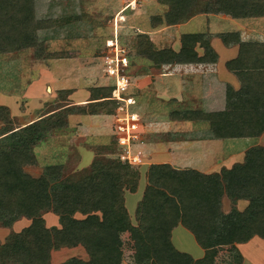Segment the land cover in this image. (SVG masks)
Segmentation results:
<instances>
[{"label":"trees","instance_id":"obj_1","mask_svg":"<svg viewBox=\"0 0 264 264\" xmlns=\"http://www.w3.org/2000/svg\"><path fill=\"white\" fill-rule=\"evenodd\" d=\"M255 1L158 0L166 12L154 17L153 25L176 26L200 14L245 18L257 8ZM35 2L0 0V54L36 48L37 33L50 28L35 17ZM213 38L228 48L238 47V56L226 63V69L240 88L227 87L223 112L172 116L205 119L219 138H258L264 134V42L245 41L240 32L198 33L182 35L179 50H157L150 35L141 33L134 49L137 59L157 70L180 65L215 68L219 56ZM112 92L113 87L91 88L88 104H66L18 128L12 125L9 110L0 106V228L11 230L22 220L30 222L25 231L0 243V264H51L54 251L77 246L89 259L72 258L61 264H123L125 245L133 252L131 264H219L225 249L231 259L220 264H244L238 245L256 237L264 241V146L249 149L244 161L232 168L208 175L168 163L150 165L135 223L125 194L138 191L140 172L120 158H106L109 149L98 152L97 166L86 175L66 176L62 165L47 166L37 178L25 171L37 162L35 148L52 131L66 128L70 116L114 115L117 104L111 100ZM70 94L63 90L58 98L63 95L67 100ZM225 196L232 203L229 213L222 207ZM240 201L248 203L243 211L237 208ZM78 211L83 218L75 217ZM48 212L60 217L61 228H47L43 215ZM179 225L205 251L203 259L194 260L176 249L171 232ZM124 234H129V243L120 240Z\"/></svg>","mask_w":264,"mask_h":264},{"label":"rangeland","instance_id":"obj_2","mask_svg":"<svg viewBox=\"0 0 264 264\" xmlns=\"http://www.w3.org/2000/svg\"><path fill=\"white\" fill-rule=\"evenodd\" d=\"M34 4L35 17L50 25V28L37 33L36 48L24 49L14 53L0 54V104L7 105V107H9L8 104L10 105L8 110L12 119L11 122L12 125L17 128L25 126L41 115L70 102L63 97V95L66 96V94L63 93L59 98H56L55 100L53 99L52 101L50 100L45 105L39 104L42 108L40 107L33 110L34 108L29 107L30 105L25 106V104H23L19 108L14 107L11 109L10 103L15 101V97L20 96L25 98L22 95L28 91L27 93L30 92V94L27 95V97L30 99H36L37 97L33 93L32 88L41 84L43 81H48L46 84L49 83L50 85L52 77L57 79V83L54 85L55 91L59 90L60 92L61 89L72 88V85H74L71 82L73 76L71 75L72 68L73 66L77 67L76 61L73 59L79 61L77 71L80 77H83L82 75H84L87 66L94 68L99 74L102 73L105 76V71L103 72V57L109 54V48H107V45H113L114 39H118L117 41L119 42V45L126 50L129 57L128 60L134 61L133 65H130L129 62L127 72L133 80L132 83H135V77L137 78V76L145 75L141 74L143 72L158 77L171 72L172 69L169 67H163L157 70L151 68V64L147 61L137 59L134 49L135 38L141 33L151 32V35H154L152 41H154V46L157 50L174 48L176 45L178 46L179 35L183 32L198 34L194 32L203 29L204 34H210L208 23L204 24L203 27H200L198 22L191 23L188 28L187 26L184 28H177V32L170 29L155 33L161 28L166 27L165 25H162L154 28L153 25L156 23L153 18L157 16L162 17L166 12V8L160 6L158 0H140L133 9L127 8L130 5L127 0H36ZM255 5H257V8L249 10L250 13L245 18H234L225 15L231 17L229 19L235 23L232 22L235 28L239 27L240 29H243L244 32L248 33V35H246V38H249L248 41L254 40L264 42V6L260 7L264 5V0L255 1ZM206 15L207 14H200L193 16V18L203 16L207 19L208 16L213 14ZM176 33H178V37H175ZM254 33H257L256 35L259 36V40L256 39V36L253 38L249 35ZM163 36H165L164 39L162 38ZM53 56H57L59 59H53ZM205 67L206 66H203V68ZM187 73H197V71L189 69ZM172 74L182 77L181 75L183 73H179V70H176ZM86 77L87 76L83 77V79L87 80ZM152 79L153 77L146 79L141 86H153L154 82ZM112 83V81L100 83L99 81L91 80V82L83 83L85 86H82L81 84L80 87L86 89L89 87L95 88V86L112 87ZM49 91L53 93L52 88H50ZM176 108V104H171L172 110H175ZM163 109L165 111L155 112V116L153 117L157 116L161 119L166 118V113L164 112H166L167 108L165 107ZM193 113H200V110L195 108ZM2 122L0 121V126ZM143 123L148 124L145 115L143 117ZM69 124H67L66 128L52 131L46 139L35 148L34 153L37 162L34 166H28L25 168L27 173L37 178L42 175L47 166L62 165L66 168V176L86 175L92 168L97 166L96 161L100 160L97 157L100 155L98 152L104 150V148L106 151L109 149L110 153L105 155L106 158H120L122 153L120 150L121 148H119L117 144V137H110L104 145L99 144L91 147L86 145V141L83 137L85 132L77 129H75L74 132L72 128L74 123L70 126ZM146 129L147 126L143 125L140 132V138L142 136L141 133L145 136ZM167 138L171 139V135L169 134V137ZM92 140H95V138ZM91 144H94V141H92ZM81 146H85L84 148L89 150L91 149L95 156L84 149L80 150ZM177 147H179L177 144H173L171 148L174 151L173 163L177 166L183 168L184 166L189 165L190 168L199 169L196 167H202L206 165V162L208 163V161H206L208 157H202V151L197 152L196 149L198 148L196 144L189 143L184 147ZM142 158L143 164L134 166V168L140 172L141 179L139 182V189L136 193L132 194L126 192L125 194V199L127 196L126 207L129 210L133 223H135L137 205L142 199L143 191L147 184L148 168L152 164H165L162 163V159L152 161L143 155ZM227 200L230 203V208H228L227 211L230 212L232 203L229 198L225 196L223 201H226V207L228 204ZM69 211H72V209ZM82 213L78 211L75 217L83 218L84 215ZM43 217L48 229L62 227L60 217L53 212H48L44 214ZM21 222L22 223H17L11 230L7 229L10 233L3 231L6 240L11 234H19L22 231H25L30 225V222L27 220H22ZM187 235H189L188 239L196 246L195 241L191 238L192 236H190V234ZM1 236L0 239L2 238ZM6 240H4V242ZM120 240L124 241L125 244L127 242L129 243V234L122 235ZM127 247L128 246L125 245L123 264H131L132 262L131 258L133 252ZM258 250L259 249L250 251L253 258L249 257V260L246 251L245 256L248 264H264V254H262V251ZM72 258L88 260L89 256L86 250L81 246L61 248L52 253L51 264H61ZM230 259L231 257L225 249L220 254L218 262L220 264L224 261H229Z\"/></svg>","mask_w":264,"mask_h":264},{"label":"crops","instance_id":"obj_3","mask_svg":"<svg viewBox=\"0 0 264 264\" xmlns=\"http://www.w3.org/2000/svg\"><path fill=\"white\" fill-rule=\"evenodd\" d=\"M222 15L213 14L208 16L207 19L203 16L195 17L184 24L163 27L155 33L170 29H173L175 32L177 28H184L186 26L188 28L191 23L198 22V25L200 27H203L204 24L208 23V30L212 35L229 32H240L243 40L248 41L249 38H246V35H248V33L244 32L243 29H240L239 27L235 28V23L231 19H229L231 17H228L225 14ZM202 30L203 29L196 30L194 33H203L204 30ZM190 33L191 32H183L179 36L181 37L182 35ZM147 34H149L150 37L152 36L151 39L153 40L154 35H151V32H148ZM177 34L178 33H176L175 37H178ZM256 34L254 33L249 35L253 38H255L256 36V39H258L259 36ZM164 37L165 36H163L162 38L164 39ZM180 37L179 45L174 46L175 50H179L180 48ZM212 47L219 56L215 68L211 66H206L205 68H203V66L194 65L191 66V70L197 71V73H183L181 75L182 77H178L176 74H164L163 76L155 77V75H148L144 72L141 74L145 75L137 76V78L135 77V83H132L130 92L136 99V105L133 107V110L139 114L140 124L142 123L139 133L141 132L143 125L147 126L145 136L143 135V133H141V138L134 146L135 152H140L141 155L146 156L152 161L162 159V163H168L173 166V168L178 170H196L200 173L208 175L220 172L223 168H232L235 164L244 161L245 154L249 149L257 146H264V134H262L258 138L224 139L216 136L212 127L210 126L211 123L206 121L205 119L186 120L183 118L176 119L172 116L173 113L177 112L183 113L189 111L193 113L195 108L201 110L202 113L206 114L223 112L226 109L227 87L232 86L236 90L240 88L237 78L226 69V63L238 56V47L235 46L228 48L224 46L218 38L212 39ZM73 60L76 61V65L78 67L79 61L75 59ZM77 67L73 66L72 68L71 75L73 76L71 78V82L74 84L72 85V88L60 90L71 92V94L68 96V100L70 103L67 104L69 106H80L89 103L91 99L90 89L92 87L86 89L80 87L81 84L82 86H85V84L83 83L91 82V80H96L100 83H105L106 81L111 82V79L108 78L106 74L105 77L104 74H99V72L94 70V68H90L89 66H87L84 75H82L83 77L87 76V81L83 79V77H80L78 75ZM152 77V81L154 82L153 86H141V84L146 79ZM46 82L48 81H43L41 84L32 88L33 93L37 97L36 99H32L33 101L30 102L31 105L29 107L34 108L33 110L40 108L41 105H45L50 100L52 101L53 99L55 100L56 98H58L59 90L55 91L54 86L57 83V79H55V77H52V80L50 81L51 87L49 83L46 84ZM47 86L53 89L52 96L46 95L45 91ZM27 92H25V94L22 96L27 97V95L30 94V92ZM171 104H176L177 108L175 110H172ZM165 107L167 108L166 112H164L166 113V118L161 119L157 116L153 117L155 116V112L165 111L163 109ZM144 115L146 116L148 124L143 123ZM39 118L40 117L30 121V123L38 120ZM72 123H74L73 127L71 126L74 132L75 129L85 132L83 136L84 140L86 141V145L91 147L99 144L104 145L107 143L110 137H116V132L114 130L115 121L113 115H72L68 118L69 126L72 125ZM169 134L171 135V139L167 138L169 137ZM93 138H95V140H92ZM92 141H94V144H91ZM189 143L197 145L198 149L196 150L197 152L202 151V157H208L206 160L208 161V163L206 162V165L202 167H196L201 170L190 168L189 165L181 168V166H177L175 163H173L174 151L173 149H171L172 145L177 144L179 146L177 148H181ZM84 147L81 146L80 150L84 149L85 151L90 152L94 155V152L91 149L89 150ZM225 202L226 201H223V211L225 213H229L227 209L230 208V203L227 200L228 204L226 207ZM247 205L248 203L246 201H240L237 204V208L238 210L243 211L247 207ZM3 231H7L8 233H10V231H8L7 229L0 228V236L3 235ZM187 232L189 231L182 225L176 227L171 232L172 243L174 244L176 249L189 254L194 260L203 259L205 256V251L197 244L194 236L190 232ZM187 234H190V236H192L191 238H193V240L195 241L196 246L193 245V243L188 239L189 235ZM1 237L2 238L0 239V243L6 240V236L3 235ZM262 246L264 247V241L257 237L246 244L238 245V249L244 257V264H248L247 258L245 256L246 251L249 260V257H252L250 251L259 249L258 251H262V254H264V249Z\"/></svg>","mask_w":264,"mask_h":264},{"label":"built area","instance_id":"obj_4","mask_svg":"<svg viewBox=\"0 0 264 264\" xmlns=\"http://www.w3.org/2000/svg\"><path fill=\"white\" fill-rule=\"evenodd\" d=\"M127 1L130 3L128 9H133L140 2V0ZM117 40L114 39L113 45H107L109 54L103 57V67L106 76L113 82L111 85L113 87L111 100L117 104L113 117L115 119L117 143L122 147L120 159L132 166H137L143 164L141 153L134 150L135 144L140 139V116L133 110L136 99L130 92L132 78L127 72L130 60H128L126 50L119 45ZM189 69H191L190 65H180L172 68L171 72L166 74H172L176 70H179V73H187Z\"/></svg>","mask_w":264,"mask_h":264},{"label":"water","instance_id":"obj_5","mask_svg":"<svg viewBox=\"0 0 264 264\" xmlns=\"http://www.w3.org/2000/svg\"><path fill=\"white\" fill-rule=\"evenodd\" d=\"M49 89H50V87L47 86L45 93H46L47 96H52L53 93H51V91H49ZM32 101L33 100L30 99V98H28V97H25V98L15 97V101H13L12 103H10L11 104V109L14 108V107L15 108H19L23 104H25V106H27V105L29 106V105H31L30 102H32ZM0 106L6 107L7 109L10 107L9 104H8L9 107H7V105H4V104H0Z\"/></svg>","mask_w":264,"mask_h":264}]
</instances>
